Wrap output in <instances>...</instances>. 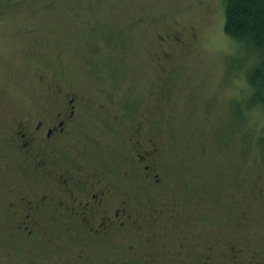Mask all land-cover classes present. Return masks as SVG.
<instances>
[{"label": "rangeland", "instance_id": "rangeland-1", "mask_svg": "<svg viewBox=\"0 0 264 264\" xmlns=\"http://www.w3.org/2000/svg\"><path fill=\"white\" fill-rule=\"evenodd\" d=\"M224 15V0H3L0 149L7 121L46 102L57 84L79 95L77 110L95 122L84 128L105 144L115 123L130 122L161 148V185L150 201L175 220L161 225L169 235L159 248L187 235L219 236L245 254L264 246V102L249 105L252 59L225 34ZM178 31L184 46L166 44L175 60L161 69L157 38ZM10 175L0 167V188ZM44 227L39 241L20 238L0 212V264H84L63 228ZM130 246L94 249L90 264H141L150 246ZM156 264L181 263L170 254Z\"/></svg>", "mask_w": 264, "mask_h": 264}, {"label": "flooded vegetation", "instance_id": "flooded-vegetation-1", "mask_svg": "<svg viewBox=\"0 0 264 264\" xmlns=\"http://www.w3.org/2000/svg\"><path fill=\"white\" fill-rule=\"evenodd\" d=\"M182 37L183 31L158 36L163 54L153 55L159 68L174 64V54L164 46L180 48ZM37 80L44 83L45 77ZM45 101H32L25 113L8 120L1 137L0 167L11 175L0 188V212L13 235L39 241L44 224L63 228L69 244L81 247L75 259L84 264L97 259L94 249L124 243L134 249L143 241L150 248L141 264L169 260L170 254L181 264H264V246L245 254L243 247L214 235L201 242L190 235L174 237L171 250L159 248L162 235H169L161 225L167 221L174 227L175 216L164 203L155 208L150 201L161 185V148L155 140L143 137V125L119 122L105 144L84 128L95 122L77 110L78 94L54 84Z\"/></svg>", "mask_w": 264, "mask_h": 264}, {"label": "trees", "instance_id": "trees-1", "mask_svg": "<svg viewBox=\"0 0 264 264\" xmlns=\"http://www.w3.org/2000/svg\"><path fill=\"white\" fill-rule=\"evenodd\" d=\"M224 6L225 34L238 42L241 51L252 59L253 65L246 76L252 90L249 104L252 108L264 102V0H224ZM260 143L264 145V139Z\"/></svg>", "mask_w": 264, "mask_h": 264}]
</instances>
